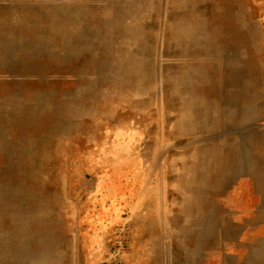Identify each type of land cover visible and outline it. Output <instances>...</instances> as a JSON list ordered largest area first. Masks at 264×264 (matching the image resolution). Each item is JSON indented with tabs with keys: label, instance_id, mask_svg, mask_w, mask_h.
I'll list each match as a JSON object with an SVG mask.
<instances>
[{
	"label": "rangeland",
	"instance_id": "rangeland-1",
	"mask_svg": "<svg viewBox=\"0 0 264 264\" xmlns=\"http://www.w3.org/2000/svg\"><path fill=\"white\" fill-rule=\"evenodd\" d=\"M263 241L264 0H0V264Z\"/></svg>",
	"mask_w": 264,
	"mask_h": 264
},
{
	"label": "crops",
	"instance_id": "crops-1",
	"mask_svg": "<svg viewBox=\"0 0 264 264\" xmlns=\"http://www.w3.org/2000/svg\"><path fill=\"white\" fill-rule=\"evenodd\" d=\"M241 264H264V241L258 242L243 259Z\"/></svg>",
	"mask_w": 264,
	"mask_h": 264
}]
</instances>
